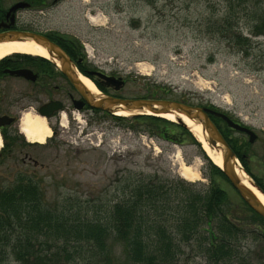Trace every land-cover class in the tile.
Returning a JSON list of instances; mask_svg holds the SVG:
<instances>
[{
    "label": "rangeland",
    "instance_id": "obj_1",
    "mask_svg": "<svg viewBox=\"0 0 264 264\" xmlns=\"http://www.w3.org/2000/svg\"><path fill=\"white\" fill-rule=\"evenodd\" d=\"M250 8L252 13H264V0H63L46 14L21 11L17 25L52 27L83 41L91 65L125 79L118 91L121 96H148L162 88L169 91L168 97L214 106L251 127L258 139L252 146L257 156L249 160V167L264 179V35H250L252 17L245 14ZM228 16L234 32L250 36L248 55L227 42L230 30H219ZM71 113L79 118L62 120L58 170L62 178L56 169L53 177L44 175L46 203L73 195L87 205L82 206V215L98 211L102 217L122 196V180L130 171L158 173L168 182L181 178L194 190L209 184L200 148L190 140L179 144L150 136L143 130L146 122L140 128L129 115L122 120L115 114L88 119L72 107ZM230 133L248 139L240 132ZM183 164L191 165L198 176L184 177ZM239 168L254 183L241 161ZM5 177L1 175L0 181ZM227 187L231 202L242 205L239 194ZM171 207L164 218L174 216L173 201ZM259 223L243 224L264 232V224ZM241 245L250 249L246 252L256 264L264 259V235L256 241L248 236ZM195 262L204 264L200 258Z\"/></svg>",
    "mask_w": 264,
    "mask_h": 264
},
{
    "label": "trees",
    "instance_id": "obj_2",
    "mask_svg": "<svg viewBox=\"0 0 264 264\" xmlns=\"http://www.w3.org/2000/svg\"><path fill=\"white\" fill-rule=\"evenodd\" d=\"M249 13L250 35H264V13H252L251 8L245 11L247 16ZM221 24L222 33L230 30L227 42L248 55L250 36L234 32L229 16ZM151 92L139 97L166 98L169 94L162 88ZM132 119L141 126L146 122L143 130L151 135L179 144L187 139L198 145L209 184L194 190L181 178L168 182L158 173L130 171L122 180V196L101 217L98 211L82 215V206L87 205L73 195H66L62 202L46 203L45 178L41 173H32L17 184L0 181V264L11 260L17 264H198L195 261L199 258L204 264H256L241 240L251 236L256 241L264 232L243 223L250 220L261 225L259 222L264 224V219L245 202H231L226 188L229 180L189 129L156 116L139 115ZM220 121L215 122L264 192V179L254 175L249 167V160L257 156L252 153L253 144L245 137L232 136L230 131L234 130L224 122L222 126ZM134 125L132 128H136ZM172 201L175 214L164 218L172 209ZM258 264H264L263 256Z\"/></svg>",
    "mask_w": 264,
    "mask_h": 264
},
{
    "label": "flooded vegetation",
    "instance_id": "obj_3",
    "mask_svg": "<svg viewBox=\"0 0 264 264\" xmlns=\"http://www.w3.org/2000/svg\"><path fill=\"white\" fill-rule=\"evenodd\" d=\"M61 2L63 0H0V32L27 30L46 36L62 48L73 69L96 80L101 95L120 96L113 87L100 82L95 72L105 71L86 59L83 41L52 27L41 29L17 25L21 11L46 14L49 7ZM18 3L23 6L12 10ZM51 101H58L62 107L56 110L46 107V112L42 113L41 109ZM71 107L84 113L88 119L110 115L91 108L53 60L22 52L10 53L0 60V176H6L2 183L17 184L32 173L47 175L48 171L58 169L62 163V141L59 138L63 130L62 120L66 118L68 121L69 116L74 120L77 118L72 115ZM27 115L44 118L51 128L49 139L44 143L29 137L25 127ZM56 175L61 176L58 171Z\"/></svg>",
    "mask_w": 264,
    "mask_h": 264
},
{
    "label": "water",
    "instance_id": "obj_4",
    "mask_svg": "<svg viewBox=\"0 0 264 264\" xmlns=\"http://www.w3.org/2000/svg\"><path fill=\"white\" fill-rule=\"evenodd\" d=\"M19 6H23V4H16L12 8V10L16 9ZM17 40L35 41L37 44L45 47L52 57L60 61L63 73L68 77L71 83L86 98L89 105L93 108L111 112L122 109L128 112H132L133 114L152 112L156 115L177 111L186 115L190 119L200 122L203 125V129L208 135L207 139L211 147H217L218 149L222 150L223 167L221 168L224 174L230 180L233 187L239 192L241 197L248 203V205L262 217H264V204L253 192V190H251V188L242 183V180L236 171V153L231 148L214 122L211 120L209 113L224 119L229 127L245 132L249 136V141L251 143L257 139V134L252 129L238 122H235L228 115L222 112L206 107L189 105L187 103L179 102L176 100L96 96L83 83V81L79 78L75 71H73L69 57L59 45L38 33L20 31L0 33V43ZM91 73L93 74L94 72ZM96 74L99 76L103 84L107 86H113L116 90H119L124 85V80L122 78L109 76L103 72H96ZM46 107H51L53 110H56L61 108L62 106L58 101H51L44 107V109H41L42 113L46 112ZM177 120L180 123H183L180 118H177Z\"/></svg>",
    "mask_w": 264,
    "mask_h": 264
},
{
    "label": "bare ground",
    "instance_id": "obj_5",
    "mask_svg": "<svg viewBox=\"0 0 264 264\" xmlns=\"http://www.w3.org/2000/svg\"><path fill=\"white\" fill-rule=\"evenodd\" d=\"M94 19V18H92ZM13 52H22L32 55H39L45 58H51L49 52L46 48L43 46L37 44L34 41H14V42H6V43H0V59H2L4 56L13 53ZM80 79L83 81V83L94 93H98V88L96 84L91 80L88 76L84 74H80ZM119 115H128L129 112L119 109L117 112ZM163 117L168 118L170 120H175L177 118H180L183 120L188 127L191 129V131L195 134L197 139L201 141V144L205 148L206 152L210 155V157L217 163L218 165H222L223 161V153L221 149H218L217 147H211L209 144V141L207 139V133L203 129V125L201 123H198L197 121L190 119L186 115L173 111L169 113H163L161 114ZM26 132L28 133L29 137L31 139H36L38 142H44L46 137L50 135V128L45 122L44 118H32L30 115H27L26 117ZM0 146H1V139H0ZM237 165V173L239 174L242 182L247 185L253 192L257 195V197L261 200V202L264 204V194L259 191L255 186L250 183L247 174L241 170ZM182 175L184 177H194L198 176L197 172L193 170L191 165L183 164L182 165Z\"/></svg>",
    "mask_w": 264,
    "mask_h": 264
}]
</instances>
